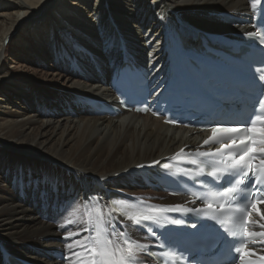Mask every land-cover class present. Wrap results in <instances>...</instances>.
Returning a JSON list of instances; mask_svg holds the SVG:
<instances>
[{"label":"bare ground","instance_id":"bare-ground-1","mask_svg":"<svg viewBox=\"0 0 264 264\" xmlns=\"http://www.w3.org/2000/svg\"><path fill=\"white\" fill-rule=\"evenodd\" d=\"M258 1L0 0V264H7L6 252L37 258L52 246L65 250L63 264H92L81 247L94 246L92 202L110 189H144L148 168L136 167L203 138L150 115H84L88 97L110 96L100 83L109 62L119 64L126 49L161 64L167 18L182 28L220 32L228 29L224 13ZM14 53L17 64L56 68L63 84L31 82L26 72H14L7 66ZM61 207L57 223L41 220L46 209ZM69 232L79 235L66 239Z\"/></svg>","mask_w":264,"mask_h":264},{"label":"snow or ice","instance_id":"snow-or-ice-1","mask_svg":"<svg viewBox=\"0 0 264 264\" xmlns=\"http://www.w3.org/2000/svg\"><path fill=\"white\" fill-rule=\"evenodd\" d=\"M264 7V6H262ZM249 37L253 35V33H246ZM260 81H264V75L259 76ZM264 87V84L261 85ZM260 105L262 108H264V100L260 101ZM257 119H260V117H257ZM249 124L247 127L248 132H254L256 131L255 125L252 122H246ZM240 130L239 125L236 126H229V125H220V124H214L212 126V135L204 141V144L207 145L209 141L214 140L217 133H236ZM264 131V130H261ZM256 141L252 137H248L247 142L245 140L240 141L239 149L240 154L237 159H235L233 162L229 164V166L225 169L218 170L216 168H212L211 171H206L205 167L200 166L195 170V176H205V177H212L213 182H216V180L223 176L226 177L228 180V183L231 185L234 182L235 183H243V181L236 180V177H244L245 180H248L249 183L245 185V189H247L252 183H254L257 188L264 191V176L260 175L258 171H246L248 168V162L246 160L247 158H251L252 154L258 153L261 156H264V147L256 149L250 145H254ZM233 144H235V141H233ZM230 147V146H225ZM221 149H216V152H220ZM181 152H183V149H181ZM180 153H177V156H179ZM200 156H208L209 153L207 152H200ZM159 161H153L151 165H140L139 167H145V166H155L159 164ZM188 163L196 164L195 160L189 161ZM261 164H264V159L261 160ZM164 167H167V165H164ZM186 172H192L193 169L188 168L185 169ZM237 190L234 186L229 187H223V194L231 193L233 196H235ZM244 199L247 198L245 195L243 197ZM259 202L264 201H254L251 205V208L253 211L256 210V204ZM207 209H212L213 205L211 203H208L205 205ZM224 205L221 204L220 208H223ZM113 211L119 213V216L116 218V223H119L123 225L125 222H130L133 226L139 227L140 229H145L150 234L149 238H156L157 232L153 231L152 225L157 226L160 229L165 228V225L161 223V219L159 215L157 214L158 211H171V212H179L181 213L185 218L187 217V214L192 212L200 213L202 210L197 208H190L185 207L183 205H173V206H157L156 208L149 207L147 209V214H145L144 210L141 211H134L127 208H117L113 209ZM205 217H207V212L204 213ZM251 215V213H249ZM89 223L94 227L96 238L94 240H91L90 242L94 245L93 247H88L87 245H81L83 250L89 255L92 264H136L138 260V253L147 252L150 248L156 247V245H146V244H140L138 241H129L128 239L123 240V244H113V241L109 239V236L114 234L115 230H112V233H106L105 227L111 226L112 223V212L110 211L107 215L103 213H98L94 217H91L89 220ZM170 223L172 225H183L185 224V219H174L171 220ZM190 227L193 229L197 228V224H191ZM264 227V225H262ZM84 231H87V229H83ZM74 235H79V233H71L69 232L66 236V239L71 238ZM120 235H123L121 233ZM160 235H164L163 232H160ZM233 235H235L233 233ZM258 235H264V233H249V236H258ZM86 241H89L88 237H84ZM76 243H79V241H76ZM69 250L73 248V245L70 243L67 245ZM160 248L164 247H172L176 248V245L171 241H166L165 243H161L159 245ZM178 252H180L181 255H183V251L179 248H176ZM237 252H243V249H236ZM119 253V255H117ZM76 255V253H73ZM167 253H162V255H166Z\"/></svg>","mask_w":264,"mask_h":264},{"label":"rangeland","instance_id":"rangeland-1","mask_svg":"<svg viewBox=\"0 0 264 264\" xmlns=\"http://www.w3.org/2000/svg\"><path fill=\"white\" fill-rule=\"evenodd\" d=\"M18 34H21V33H18ZM119 37H120V40L123 42V45L128 46L127 45V43H128L127 37L125 39H123L122 36H119ZM14 39H15L14 41L17 42L21 38L19 39V37H15ZM16 57L17 56L15 53L13 54V56H9V58H8L9 61L7 63V66L10 67L12 70H14V72H16V71L26 72L27 73L26 76L31 82H41L42 80H48L54 85H57L60 83L63 84L59 80V76L55 75L58 72V71H56L57 70L56 68H49V67L43 68L36 63L27 64L24 61L20 62V64H17V61L19 62V58L16 59ZM49 65L52 66L53 62H50ZM117 189L121 190L120 188H117ZM145 195H151V194L145 193Z\"/></svg>","mask_w":264,"mask_h":264}]
</instances>
